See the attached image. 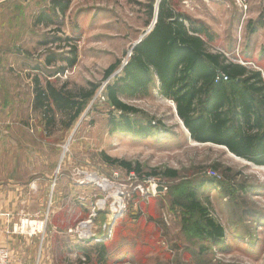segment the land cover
<instances>
[{
	"label": "rangeland",
	"instance_id": "obj_1",
	"mask_svg": "<svg viewBox=\"0 0 264 264\" xmlns=\"http://www.w3.org/2000/svg\"><path fill=\"white\" fill-rule=\"evenodd\" d=\"M172 1L208 26L216 36L214 49L238 47L264 70V0ZM160 2L0 5V127L8 113L21 120L3 127L0 139V188L14 190L18 201L9 217L4 213L11 217L5 236L15 239V247L9 246L12 262L15 255L19 264H33L46 250V264H98L97 244L105 243L109 264H264L263 164L226 146L191 139L155 76L149 92L120 96L137 109L125 114L133 123H151L150 132L120 128L125 114L112 105L107 89L124 77L135 46L154 28ZM51 55L58 60L46 65ZM113 64L118 66L108 75ZM37 74L58 86L97 88L70 127L62 120L49 132L46 120L32 110ZM106 157L131 162L140 171ZM167 170L178 176L166 177ZM192 189L224 226L222 244L195 228L199 215L182 204ZM66 242L92 250L64 258L59 247Z\"/></svg>",
	"mask_w": 264,
	"mask_h": 264
},
{
	"label": "trees",
	"instance_id": "obj_2",
	"mask_svg": "<svg viewBox=\"0 0 264 264\" xmlns=\"http://www.w3.org/2000/svg\"><path fill=\"white\" fill-rule=\"evenodd\" d=\"M67 4L62 5V10ZM260 24L264 25L263 22ZM215 41L216 36L203 21L180 12L172 0H161L157 22L135 46L130 62L124 66V77L108 86L109 100L124 114L135 113L137 109L125 103L121 94L149 92L156 84L155 76L157 88L175 102L177 114L194 141L226 146L232 153L264 165L262 71L233 62L223 51L214 49ZM76 57L75 51L68 59L70 65L75 63ZM56 60L57 55H51L45 63L52 65ZM117 66L111 65L107 74L114 72ZM36 69L42 68L37 65ZM96 90L93 85L77 89L67 84L58 86L49 79L43 81L37 74L33 81L31 107L46 120L47 130L51 132L53 124L62 120L70 127ZM123 116L121 130H132L135 134L150 132L151 123L140 125L133 123L130 116ZM135 124H139L137 129L133 128ZM106 160L119 163L128 171H140L138 166L134 168L125 160L111 157ZM164 174L168 178L178 176L175 170H167ZM182 204L199 215L200 220L194 221V226L200 234L212 243L222 244L226 230L210 216L208 207L200 202L195 190L187 193V202ZM109 248L105 243L97 244L98 264H109Z\"/></svg>",
	"mask_w": 264,
	"mask_h": 264
},
{
	"label": "crops",
	"instance_id": "obj_3",
	"mask_svg": "<svg viewBox=\"0 0 264 264\" xmlns=\"http://www.w3.org/2000/svg\"><path fill=\"white\" fill-rule=\"evenodd\" d=\"M262 27H264V26H261L260 28H262ZM223 52L227 55V57L229 59H231L235 63L243 64V65H245V66H247L249 68H252L251 66H253V67L257 66V68H258L257 70H261L262 74H263V77H264V70L262 69V67H259L255 63V61L253 59L254 57L243 56L241 54V52L238 50V47H237V49H236V47H233L230 51H223ZM176 112H177V110H176ZM7 115H8V117H6V119L5 118L1 119V120L4 121V124L1 123L2 127H0V139L3 136V134H6V132L2 131L3 127L7 128V130H8L11 127V125H12V121L16 120L15 123H20V121H21V120H19V117H18V119H16L17 116L15 114H13V113L12 114L8 113ZM188 132H189V130H188ZM189 134H190V132H189ZM190 137H191V135H190ZM191 139H192V137H191ZM15 198L16 197H15V191L14 190L7 192L3 187L0 188V240L4 244H7L8 246H10L11 249H13L12 248L13 246L15 247V243H14L15 239L12 240L11 236H9L8 238L5 236L6 235L5 232L9 231V227L8 226L10 225V224H8V225L6 224V219H7V222L9 221V223L11 221V217L7 218L6 216H8L7 214H9V212H11L14 209H16V207L18 206V201ZM20 198L21 197L19 195L18 200H20ZM4 213H6V216L4 215ZM77 244L78 245L75 246V243H67L66 242L65 245H61L59 247L61 253L64 255V258H68L69 255L74 254V252L81 254V256L84 253L88 254L90 247H87V246H85L83 244L79 245V243H77ZM109 250H110V248H109ZM113 256H115V253L113 254ZM47 258H48V252L46 250H45V255H43L42 252H40V254L37 253L36 256H34L33 264H44V262L46 264V259ZM11 263L12 264H19V261H16V259H15V255H14V258H13V262H12V257H11Z\"/></svg>",
	"mask_w": 264,
	"mask_h": 264
},
{
	"label": "built area",
	"instance_id": "obj_4",
	"mask_svg": "<svg viewBox=\"0 0 264 264\" xmlns=\"http://www.w3.org/2000/svg\"><path fill=\"white\" fill-rule=\"evenodd\" d=\"M10 1L12 0H0V5ZM220 76L223 75L221 74ZM224 79H227V77L224 76ZM10 263H11V250L7 244H4L0 240V264H10Z\"/></svg>",
	"mask_w": 264,
	"mask_h": 264
},
{
	"label": "bare ground",
	"instance_id": "obj_5",
	"mask_svg": "<svg viewBox=\"0 0 264 264\" xmlns=\"http://www.w3.org/2000/svg\"><path fill=\"white\" fill-rule=\"evenodd\" d=\"M88 237V236H87Z\"/></svg>",
	"mask_w": 264,
	"mask_h": 264
},
{
	"label": "water",
	"instance_id": "obj_6",
	"mask_svg": "<svg viewBox=\"0 0 264 264\" xmlns=\"http://www.w3.org/2000/svg\"><path fill=\"white\" fill-rule=\"evenodd\" d=\"M119 215V214H118Z\"/></svg>",
	"mask_w": 264,
	"mask_h": 264
}]
</instances>
